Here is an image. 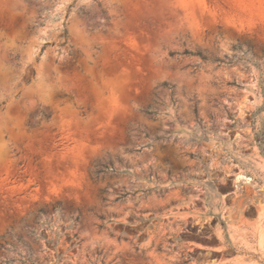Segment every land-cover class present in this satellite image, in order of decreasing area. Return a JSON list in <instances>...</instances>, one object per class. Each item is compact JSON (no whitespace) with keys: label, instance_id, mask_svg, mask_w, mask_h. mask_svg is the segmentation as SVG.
<instances>
[{"label":"rangeland","instance_id":"1","mask_svg":"<svg viewBox=\"0 0 264 264\" xmlns=\"http://www.w3.org/2000/svg\"><path fill=\"white\" fill-rule=\"evenodd\" d=\"M0 141V264H264V0H0Z\"/></svg>","mask_w":264,"mask_h":264},{"label":"trees","instance_id":"2","mask_svg":"<svg viewBox=\"0 0 264 264\" xmlns=\"http://www.w3.org/2000/svg\"><path fill=\"white\" fill-rule=\"evenodd\" d=\"M103 14H105L104 11H103ZM84 16H85L86 18H88V14H84ZM105 19H106L107 21H109V17H108L107 15L105 16ZM186 53H188V52H186ZM195 54L198 55V56H200L202 59H205V60L207 59V57L204 56V55H202L201 52H198V53H195ZM175 55H178V53H172V56H175ZM151 114H154V112H151ZM108 168H109V167L104 166V167L100 168V169L97 171V173H98V174H99V173H103V172H105ZM42 212H43V211H42ZM30 235L34 238L35 241H40V240H42V239L48 241L47 237H46L45 234H43V233H41L39 236H37V234H36L34 231H31V232H30ZM75 238H77V234L75 235ZM48 242L50 243V241H48ZM53 244L56 246L57 242H54ZM78 244H80V241H78L77 245H78ZM26 250H27V251H26V256H25V261H26V262H28L29 264H42L41 261H40L38 258L33 257V252H32V250H31V248H30L29 246H26Z\"/></svg>","mask_w":264,"mask_h":264},{"label":"bare ground","instance_id":"3","mask_svg":"<svg viewBox=\"0 0 264 264\" xmlns=\"http://www.w3.org/2000/svg\"><path fill=\"white\" fill-rule=\"evenodd\" d=\"M0 146H1V141H0ZM3 148V147H2Z\"/></svg>","mask_w":264,"mask_h":264}]
</instances>
